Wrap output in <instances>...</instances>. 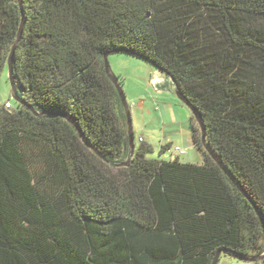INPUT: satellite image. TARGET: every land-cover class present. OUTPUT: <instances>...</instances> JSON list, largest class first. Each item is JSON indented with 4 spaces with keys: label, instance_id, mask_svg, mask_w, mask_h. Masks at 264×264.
Here are the masks:
<instances>
[{
    "label": "trees",
    "instance_id": "1",
    "mask_svg": "<svg viewBox=\"0 0 264 264\" xmlns=\"http://www.w3.org/2000/svg\"><path fill=\"white\" fill-rule=\"evenodd\" d=\"M22 8L12 55L20 103L0 104V264H212L223 250L264 264V0ZM20 22L17 0H0V72ZM114 53L174 80L248 199L206 153L193 117L201 163L148 159L134 143L123 165L126 114L103 61Z\"/></svg>",
    "mask_w": 264,
    "mask_h": 264
},
{
    "label": "crops",
    "instance_id": "2",
    "mask_svg": "<svg viewBox=\"0 0 264 264\" xmlns=\"http://www.w3.org/2000/svg\"><path fill=\"white\" fill-rule=\"evenodd\" d=\"M145 67L147 85L137 94L138 101L129 105L135 147L139 144L148 147L153 158L201 163L202 156L192 142L191 112L177 99L176 88L167 75L148 63ZM164 146L167 148L160 154V148ZM172 146L179 147L184 153L175 156L170 149Z\"/></svg>",
    "mask_w": 264,
    "mask_h": 264
},
{
    "label": "water",
    "instance_id": "3",
    "mask_svg": "<svg viewBox=\"0 0 264 264\" xmlns=\"http://www.w3.org/2000/svg\"><path fill=\"white\" fill-rule=\"evenodd\" d=\"M17 3L20 7V12H21V22H20V26H19V30L17 33V37H16V43L13 45L11 53L8 56V60H7V70H8V80H9V84L11 87V91H12V98L15 102L20 103V100L18 98L17 95V89H16V82L13 78L12 75V55L15 51V47L16 44H18L21 34L23 32L24 26H25V17H24V13H23V8H22V0H17ZM148 16H150V14H147ZM108 54H105L103 56V61H104V68H105V72L106 73H110V67H109V63H108ZM154 66V64H152ZM155 67V66H154ZM165 73V72H164ZM168 75V74H167ZM170 77V76H169ZM172 83L174 84L175 88H176V97L177 99L182 102L191 112L192 117L194 118L195 122L197 123L199 129H200V133H201V141L203 143L204 149L206 151V153L211 157V159L222 169V171L225 173V175L234 183V185L240 190V192L248 199V195L245 193V191L242 189V187L239 185V183L235 180V178L230 174V172L224 167V165L222 164V162L219 160V158L216 156V154L212 151V149L207 145L206 143V129H205V125H204V121L202 118V115L200 114V112L198 111V109L193 106L192 104H190L187 99L179 92L178 87L176 86L174 80L170 77ZM112 81L113 84L117 90L118 96L120 98V101L122 103V106L124 108L125 114H126V120H127V127H128V142H129V147H130V154H129V159L128 161H126L123 165H128L129 160L131 159V157L134 154V137L132 134V118H131V113H130V107L129 104L126 100L125 94H124V90L122 88V86L120 85L119 80L117 79V77L112 73ZM19 85V84H17ZM63 117L75 128L77 134L79 135V137L81 138V140L87 145V142L85 141L82 133L80 132V129L78 128V126L74 123V121L66 115H63ZM91 149H93L92 147H90ZM223 251H219L216 253L214 260L212 262V264H217L220 254ZM235 257L239 258L240 256L238 254H235ZM263 257V255L256 257L254 259H250L251 262L253 261H258Z\"/></svg>",
    "mask_w": 264,
    "mask_h": 264
},
{
    "label": "rangeland",
    "instance_id": "4",
    "mask_svg": "<svg viewBox=\"0 0 264 264\" xmlns=\"http://www.w3.org/2000/svg\"><path fill=\"white\" fill-rule=\"evenodd\" d=\"M108 63L111 72L122 83L120 84L124 90V94L128 104L138 101L137 94H139L146 84V62L135 56L127 53H114L108 56ZM9 100L14 106L15 101L12 98L11 87L8 80L7 66L0 72V103ZM137 120V119H136ZM135 120V122H137ZM157 156V155H156ZM152 153L147 155L148 159H152ZM218 264H261L260 262H246L229 255L222 254Z\"/></svg>",
    "mask_w": 264,
    "mask_h": 264
},
{
    "label": "built area",
    "instance_id": "5",
    "mask_svg": "<svg viewBox=\"0 0 264 264\" xmlns=\"http://www.w3.org/2000/svg\"><path fill=\"white\" fill-rule=\"evenodd\" d=\"M4 107H5L6 109H11V103H10V101L5 102V103H4ZM170 149H171V152H172L175 156L184 153L183 150L180 149V148L177 147V146H172Z\"/></svg>",
    "mask_w": 264,
    "mask_h": 264
}]
</instances>
